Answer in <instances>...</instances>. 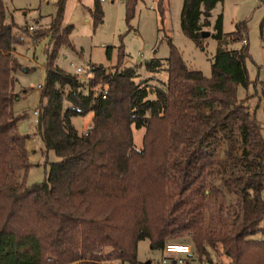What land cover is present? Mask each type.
<instances>
[{
  "label": "trees",
  "instance_id": "obj_1",
  "mask_svg": "<svg viewBox=\"0 0 264 264\" xmlns=\"http://www.w3.org/2000/svg\"><path fill=\"white\" fill-rule=\"evenodd\" d=\"M222 2L183 0L184 35L200 46L211 12ZM136 4L126 1L127 24ZM156 8L163 22L168 0H156ZM90 12L100 24L98 0ZM63 14L64 0H58L49 27L33 36H50L37 129L45 151L59 161L44 182L27 186L26 137L17 131L22 117L12 116L10 103L17 73L28 69L15 54L21 39L6 23L0 0V264H142L139 242L148 240L151 251L161 252L180 235L186 240L179 243L191 242L199 264H264V241L250 239L264 232V139L246 100L235 96L237 87L250 85L243 27L224 35L219 16L213 38L221 45L209 79L190 70L165 35V68L158 61L146 64L150 72L165 69V82L137 84L134 68L107 74L92 66L84 93L86 84L55 65L61 47L72 49V27H62ZM90 113L91 127L79 134L71 118ZM141 128L138 150L133 129ZM216 166L221 187L238 199L230 219L224 204L216 216L208 209L209 198L221 194L211 182Z\"/></svg>",
  "mask_w": 264,
  "mask_h": 264
},
{
  "label": "rangeland",
  "instance_id": "obj_2",
  "mask_svg": "<svg viewBox=\"0 0 264 264\" xmlns=\"http://www.w3.org/2000/svg\"><path fill=\"white\" fill-rule=\"evenodd\" d=\"M94 1L64 0L62 27H72L69 35L72 49L61 47L55 60V65L59 69L86 84L84 93H87V85L92 78V66L104 68L107 74L122 68H134L137 72L134 82L137 84L148 81L152 86H156L158 82H165L167 80L165 69L150 72L146 64L158 61L165 68L169 56L166 36L171 39L186 66L192 71L201 72L209 79L212 60L221 45L213 38L220 16L221 32L224 35L234 33L239 26L245 30L249 55L246 68L250 85L247 88L237 87L235 96L238 100H246L250 112L262 128L264 139V0H223L222 3H218L211 12L209 26L203 29L204 37L201 38L200 46L186 37L181 30L183 0H168V10L163 22L157 12L156 0H137L135 14L129 24L126 23L125 17L127 0H98L103 18L96 26L90 12L93 10ZM57 2L58 0H4L5 21L16 26L14 36L21 39V43L15 46V53L19 63L24 69H28L17 73L14 98L12 104L10 103L11 113L15 117H22L17 130L20 135L26 137L25 149L30 164L26 178L27 186L44 182L50 165L59 161L54 152L45 151L38 134L37 115L33 114L41 100V89L38 86L44 85L46 52L50 51L49 34L37 40H34L33 36L36 32H43L49 27L57 13ZM241 46L240 43L229 48ZM122 53L125 57L118 66L117 61ZM78 67L82 69L80 74L76 73ZM153 98L151 95L150 99ZM67 106L65 103L64 107ZM71 125L79 134L86 132L92 125V114L71 118ZM144 133V128L133 129V143L138 150L142 147ZM226 149L227 146L223 144L219 160L226 159L224 155ZM234 154H240L239 147ZM219 171L217 166L214 167L217 177L211 182L221 194L215 193L209 198L208 209L216 216L220 205L224 204L225 215L230 219L238 199L221 187ZM262 199L264 200V188ZM176 239L179 242L184 241L186 236L180 235ZM250 239L264 241V232L257 233ZM161 258V252L150 250L148 240L138 243L137 259L140 263L160 264ZM221 260L225 262L223 258ZM190 264H199L195 254Z\"/></svg>",
  "mask_w": 264,
  "mask_h": 264
},
{
  "label": "built area",
  "instance_id": "obj_3",
  "mask_svg": "<svg viewBox=\"0 0 264 264\" xmlns=\"http://www.w3.org/2000/svg\"><path fill=\"white\" fill-rule=\"evenodd\" d=\"M29 30L32 31V28L29 27ZM243 44L246 45L247 42L244 40ZM81 72V68H76L77 74H80ZM38 88L40 89L41 85H39ZM33 114L37 115V112L34 111ZM161 254L162 258L160 264H190V261L193 259L194 251L191 242H168L164 245Z\"/></svg>",
  "mask_w": 264,
  "mask_h": 264
},
{
  "label": "crops",
  "instance_id": "obj_4",
  "mask_svg": "<svg viewBox=\"0 0 264 264\" xmlns=\"http://www.w3.org/2000/svg\"><path fill=\"white\" fill-rule=\"evenodd\" d=\"M16 54V53H15ZM17 56V55H16ZM15 98H17V96H15ZM12 104V102H11ZM11 109V108H10ZM11 112V111H10ZM12 114V113H11ZM13 117H15L13 114H12ZM18 131V130H17ZM19 133V132H18ZM145 264H150V262H146Z\"/></svg>",
  "mask_w": 264,
  "mask_h": 264
}]
</instances>
